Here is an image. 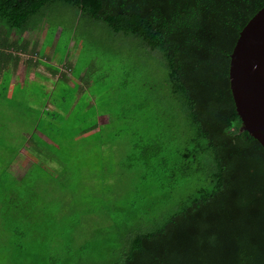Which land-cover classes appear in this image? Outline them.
Segmentation results:
<instances>
[{"label": "trees", "instance_id": "obj_1", "mask_svg": "<svg viewBox=\"0 0 264 264\" xmlns=\"http://www.w3.org/2000/svg\"><path fill=\"white\" fill-rule=\"evenodd\" d=\"M263 6L264 0H0V78L6 72L11 75L21 55L32 51L25 39L27 32L40 30L52 43L60 29L56 47L69 28L73 27L72 34L80 38L97 29L105 33L108 42L117 46L127 42L133 51L141 49L145 57L161 62L165 76L159 85L163 84L166 113L169 120L174 113L179 115L185 128L184 145L174 152V157L154 160L161 144L148 145L138 140L136 145L143 157L129 153L125 161L136 172H145L149 164H153L152 175L168 172L165 179L154 178L167 187L164 194L174 191L172 185L180 181L198 188L170 210L147 205L129 210L124 220L95 224L90 239L79 234L80 224L72 226L70 241H76L82 251L92 245L95 249L89 250L90 256L80 251L74 255L68 246L69 264H264V149L241 129L228 79L230 54L239 32ZM64 12L72 18L68 23L59 21ZM105 50L117 53L118 49L109 45ZM32 62L24 61L31 66L40 63ZM83 69H78V79L84 78ZM139 73L138 70L135 74ZM62 80H66L64 75L53 92L47 91L44 84L38 85L49 93L45 101L42 95L46 92L33 93L31 99L28 94L24 98L21 92L22 99L17 104L0 102L10 107L7 115H0V128L5 129L0 133V148L7 149L9 156H19L31 166L29 169L36 166L41 172L37 177H19L28 169L21 165L14 171L12 159L0 162V206L8 207L2 211L9 214L1 220L0 230L7 220L6 224L11 226L7 225L6 230L25 240L33 239L36 233L43 236L39 224L33 225L31 219L44 221L49 207H57L55 214L65 207H100L99 200L108 199L109 192L119 185L125 186L102 172L92 173L100 170L99 163L96 164L101 157L98 154L112 147L105 134L97 137L93 133L103 117L96 120L84 114L90 104H77V85L69 87L70 96L63 95V86L59 84ZM19 83L22 87L30 84ZM1 89L0 100L6 98ZM55 91L60 94L52 97ZM157 91L148 88L150 93ZM23 103H28L27 108L18 112ZM10 111L16 123L24 116L37 118L33 127L23 128L19 149L7 144L2 136H20L16 131L12 133L13 120L9 124L4 122L5 117H12ZM33 111L37 115L29 116ZM63 129L67 136H63ZM45 137L57 149H68L69 154L81 147L85 155L96 156L85 158L83 165L87 170L81 165V170L76 168L86 174L67 175L69 162L50 147L52 143L43 140ZM29 148L34 150L33 154H29ZM53 156L59 165L67 167L59 170L47 166ZM147 157H153V161ZM91 164L93 167L88 166ZM88 180L92 181L91 187L86 185ZM79 186L83 193L77 190ZM51 218L56 219L54 215Z\"/></svg>", "mask_w": 264, "mask_h": 264}, {"label": "rangeland", "instance_id": "obj_2", "mask_svg": "<svg viewBox=\"0 0 264 264\" xmlns=\"http://www.w3.org/2000/svg\"><path fill=\"white\" fill-rule=\"evenodd\" d=\"M71 19L64 12L59 21L68 23ZM72 28L68 29V32H66L56 47H54V43L58 39L60 29L56 31L52 43L44 38L40 30H32L26 33L25 39L29 42V49L31 47L33 49L32 51H28L26 56L21 55V61L13 74V82L15 83L17 80L16 84L9 81L10 75H8V72L0 78L1 93L4 90L6 93V98L0 100V102L6 101L7 104H17L22 99L20 98L21 92L24 93V98L25 94H28L30 99L33 93L43 94L46 92L42 95V97L45 96V101L49 97L47 91L53 92L60 76L64 75L66 82L64 80L59 82L63 86L62 94L70 96L69 87L77 85L78 91L75 96L77 104L81 102V104H90L89 107L85 108L84 114L92 115L96 120H100L99 117H103L101 123L98 124L99 127L94 129L93 133L97 137H103L105 134L112 146L104 153H97L101 156L96 159V164L99 163L98 168L100 170H94L92 173L98 175L102 172L110 178H115L119 182L121 181L125 186L119 185L113 192H109L108 199L99 200L98 204L100 207H65V209L59 210L56 214L57 207H49L44 221L41 220L39 222L34 217V222H32L31 219L33 225L39 224L40 231L35 228L43 233V236L36 233L33 239L25 240L20 236L10 234L6 230V226H11V224H6L7 220L4 221L2 223L3 229L0 230V264H69L68 260L71 254L75 255L80 251V254L84 253L90 256L89 250L95 249L93 245L88 250L82 251L76 241H70L69 230L72 226L80 224L78 228L79 234H85V237L89 238L91 229L95 224H105V221H112L114 219L124 220L129 210H133V208L134 210H138L141 207H147V205L150 207H165L164 211L170 210L176 202L183 200L194 189L198 188L196 184L186 185L180 181L177 185H172L175 189L174 191L164 194L163 189L166 186L159 185L154 178L165 179L167 178L165 173L168 172L159 171L158 174L152 175L151 168L153 164H149V169L145 172H136L135 169H130L127 166L128 162L125 161V156L129 153L135 157H143L142 154H139L140 151L138 149L140 148L136 145V141L138 140L148 145H152L153 142L161 144V150L156 154L154 160L161 158L168 159V157L173 156L174 152L181 149L184 145L183 134L185 128L182 125L180 116L174 113L173 119L169 120L168 113L165 110V97H162L164 95L163 84L159 85L163 83L165 76V70L161 67V62L145 57L141 49H134L133 51L129 48L127 42L124 45H120L123 42H119L118 46L116 43H112V41L111 43L108 42L105 39L107 37L104 35L105 33L97 29L81 35L80 38L72 34ZM87 42L89 45H86ZM109 45L116 47L118 49L117 53L107 52L105 48ZM38 50L39 53H37ZM35 53L38 54V58ZM136 55L138 58H134ZM29 59L33 61L32 63L39 61L40 64H32L31 66L24 63V61ZM65 64L66 67L63 66ZM83 67L81 75L85 76L78 79L76 76L77 72H79L78 69H82ZM47 68L56 70L57 74L50 73V70ZM138 70L140 73L136 75L135 73ZM19 82L30 84L22 87ZM122 82L125 84H122ZM40 83L46 85L47 91L39 89L38 85ZM153 83L155 87L151 88L150 85ZM72 88L74 89V87ZM148 88L155 91H157L156 88H160V91L154 94L148 92ZM54 93H51L52 97L59 96L60 94L58 91ZM27 105L28 103H23L22 107L17 109V111L24 112ZM139 105L140 107H138ZM4 106L0 105V115L2 116L3 114L7 115V111L10 109V107ZM10 113L12 117L8 116L4 119V122L8 121V124L12 120L14 121V113L11 111ZM32 115H37V113L33 111V114H29V116ZM36 120L35 116L29 118L24 116L17 123L14 121L15 123L11 126L15 129L12 133L16 131V134L20 133V136L16 135L12 139L8 133L6 135L2 134L3 140L7 144L11 143L15 149H19L18 146L21 145L24 138L23 128L27 125L28 127H33ZM0 130V133L5 132V129L0 128ZM65 135L67 136L66 131L63 132V136ZM43 140L47 144L52 143L46 137ZM50 147L54 151L58 150L61 158L69 162L70 168L66 169V174H70L72 177L84 176L86 173L83 170L76 171V168L81 170L79 168L81 165L87 170L88 167L83 165L85 158L96 157L85 155L81 147L79 150L74 148L75 152H71L70 154L68 153V149L61 146L57 149L53 143ZM28 152L29 154H33L34 150L29 148ZM8 154L9 151L7 149L0 148V162L5 159L8 161L12 159L11 164L14 167V171L19 169L21 165L28 169V172H22L23 176L20 174L18 175L19 177H26L27 175L37 177V175H41V172L37 170L39 169L38 167L33 166V168L29 169L31 166L23 163L19 156L12 157ZM152 158L147 157V160L153 161ZM48 161L46 165L54 169L61 170L67 167L59 165L58 159L54 158V156ZM88 166L93 167V164ZM141 167L142 165L138 169H141ZM86 182L87 187H91L92 181L88 180ZM129 183L133 186H130ZM78 188L79 193L84 192L81 186ZM2 192L3 185L1 184L0 193ZM100 195L104 198L103 194ZM117 197L119 199H114ZM105 205L107 207H101ZM4 209H8V207L0 206V222L5 216H9L7 212L2 211ZM153 212L154 208L151 209L150 213ZM53 215L56 219L51 218ZM21 232L22 228L19 225L18 233L21 234ZM28 233L30 232L28 231ZM68 246L72 249L71 254L67 251V249L69 250ZM74 264L76 263L74 262Z\"/></svg>", "mask_w": 264, "mask_h": 264}, {"label": "water", "instance_id": "obj_3", "mask_svg": "<svg viewBox=\"0 0 264 264\" xmlns=\"http://www.w3.org/2000/svg\"><path fill=\"white\" fill-rule=\"evenodd\" d=\"M228 79L241 129L264 149V6L239 32Z\"/></svg>", "mask_w": 264, "mask_h": 264}, {"label": "crops", "instance_id": "obj_4", "mask_svg": "<svg viewBox=\"0 0 264 264\" xmlns=\"http://www.w3.org/2000/svg\"><path fill=\"white\" fill-rule=\"evenodd\" d=\"M54 44H56V42H55ZM54 47H55V45H54ZM38 51H39V50H38ZM38 57H39V56L37 55V58H38ZM45 61H47V60H45ZM19 63H20V62H19ZM35 63H36V62H35ZM39 64H40V63H39ZM47 69L50 70V73H51V69H49V68H47ZM81 73H82V71H81ZM13 74H14V72L10 75V80H9V81H10L11 83L15 84L17 80L15 81V83L13 82V81H14V80H13V79H14V75H13ZM79 79H80V78H79ZM75 85H76V84H75Z\"/></svg>", "mask_w": 264, "mask_h": 264}]
</instances>
